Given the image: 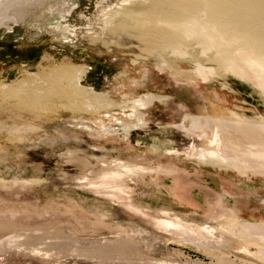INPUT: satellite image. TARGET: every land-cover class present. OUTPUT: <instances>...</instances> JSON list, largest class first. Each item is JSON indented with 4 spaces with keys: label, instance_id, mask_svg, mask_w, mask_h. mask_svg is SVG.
Masks as SVG:
<instances>
[{
    "label": "rangeland",
    "instance_id": "obj_1",
    "mask_svg": "<svg viewBox=\"0 0 264 264\" xmlns=\"http://www.w3.org/2000/svg\"><path fill=\"white\" fill-rule=\"evenodd\" d=\"M219 2L264 41V0ZM80 5L0 0V32L53 33ZM95 25L89 46L119 63L104 101L73 72L46 86L43 67L73 64L47 50L0 81V264H264V57L238 74L207 60L214 40L183 44L198 29Z\"/></svg>",
    "mask_w": 264,
    "mask_h": 264
},
{
    "label": "flooded vegetation",
    "instance_id": "obj_2",
    "mask_svg": "<svg viewBox=\"0 0 264 264\" xmlns=\"http://www.w3.org/2000/svg\"><path fill=\"white\" fill-rule=\"evenodd\" d=\"M168 1L169 0H80L81 5L78 7L76 14L66 19L65 22L53 31V33H46L40 37H32L28 32L20 28L2 31L0 32V81L5 83L6 81L11 82L20 74L21 70H26L28 73L33 70L36 72L38 64L42 61L43 55L47 50L52 53L58 61L69 58L73 64L67 65L72 68L74 67L72 69L73 82L77 85H86L87 89H89V93L100 92L97 95H92V97L104 101L107 97L109 85L119 71V63L110 59L106 53L101 55L97 54L89 46L91 43L88 39L94 42L95 36L89 34L88 31L95 29L97 16L107 18L113 23L110 30H108L110 34L112 32L115 34L116 31L122 33L121 31L128 29L127 26L129 24H134L136 26H145V23L148 24L147 27L141 31L145 37H142L140 40H143L144 43L148 41L156 42L157 39L155 38H159V35L160 37L163 36L161 38H165V40L167 39L166 37H168L171 43H179L182 40V36L192 28L200 30L199 34L195 36L196 38L199 37L204 30L216 28V23L212 22L204 25L201 22L202 13L192 11L185 14L180 3ZM222 2H219V0H208L206 1V8L209 9L215 6L221 11L231 10V13H229L224 20L229 24H232L236 20L240 23L246 20L247 17L237 16L236 13H232L236 11L235 8L223 7ZM156 6H164L167 10L173 8V11L178 14V16L179 14L184 16L181 18H183L186 25H184L183 22L181 23L180 19V21L177 19L171 21L170 18H166L165 16L162 17L159 12L156 13V17L146 16L145 13L151 11ZM118 33L116 35H118ZM51 37L57 38H54L53 41L50 42ZM124 37L131 38L130 35ZM196 38L185 41L183 44H193V42L198 41ZM163 48L164 46H161L159 48L160 51L162 53H165L164 51L167 52V50ZM211 58L212 56L208 57L207 60L210 61ZM74 63L84 64L86 68L82 70L81 66H77ZM166 66L171 67L169 64H166ZM216 68L221 69L218 67ZM148 96L149 98L144 102V105L158 99L154 95ZM258 150H255L254 153H258V155L263 158L264 151L259 152ZM253 159L254 158H252V161ZM262 160H264V158ZM256 168L257 167H255V169Z\"/></svg>",
    "mask_w": 264,
    "mask_h": 264
},
{
    "label": "bare ground",
    "instance_id": "obj_3",
    "mask_svg": "<svg viewBox=\"0 0 264 264\" xmlns=\"http://www.w3.org/2000/svg\"><path fill=\"white\" fill-rule=\"evenodd\" d=\"M169 1L180 3V6L183 9V12H185V14L190 13L192 11L194 12L198 11L202 13L201 16L204 17V19H202L204 24L206 22L216 23V28H212L210 31L205 30V33L204 34L202 33V37H197V40L198 39L204 40L207 41V43L208 41L214 40L213 45L217 48L216 49L217 52L212 56L210 61H214L217 64L218 68H232L234 73L239 74L240 72L242 73L243 70L241 69L243 65L245 66V64H247L246 66L255 68L259 66L260 63H262L263 61L262 57H264V41L255 40L251 36V30L249 24H245V23L234 24L235 22L229 24L226 21H224L229 15V13H231V10H228L229 12L227 13L226 11L223 10L221 11L218 7L216 8L215 6L208 9L206 8L207 7L206 1L208 0H187V1L169 0ZM170 9L167 10L164 6H156L151 11L144 13L146 14V16L156 17L157 16L156 13L159 12L162 17L165 16L166 18H170L171 21H174V19L177 20L180 19L181 21L180 20L179 21L181 23L183 22V24L186 25V23H184L183 21V18H181L184 16L183 15L181 16V14H179L178 16V14H176L173 11V8ZM234 40H236L237 44L230 46L229 44H231V42H233ZM73 68L69 67L67 64L65 65L61 64L59 66L52 67L49 69L43 67V71L45 72L43 76L45 77V79L48 80V83H46L45 85L46 86L48 85V87L50 84L53 86V84L55 83L56 85L57 82L56 77L57 79L59 78L61 80L64 79L66 76L72 74L71 72ZM34 79L35 78H33L32 80ZM25 84L26 83H24V81L19 80L18 82H16L15 84L16 87L13 89L19 90V86L21 85L23 86ZM45 85L44 86L42 85L43 88L46 87ZM8 87L11 88L10 86H6V88ZM37 87H38L37 91L40 90L41 86H37ZM148 98L149 96H146L144 102H146ZM234 152L237 151L234 149ZM238 156L240 157V154H238ZM263 162L264 160H262V163Z\"/></svg>",
    "mask_w": 264,
    "mask_h": 264
},
{
    "label": "water",
    "instance_id": "obj_4",
    "mask_svg": "<svg viewBox=\"0 0 264 264\" xmlns=\"http://www.w3.org/2000/svg\"><path fill=\"white\" fill-rule=\"evenodd\" d=\"M31 74H33V73H35V71L33 70V71H31L30 72ZM6 83H9V81H6ZM146 97V96H145ZM140 98L137 102H140V104H141V106H145L144 105V99H146V98ZM147 105V104H146Z\"/></svg>",
    "mask_w": 264,
    "mask_h": 264
},
{
    "label": "crops",
    "instance_id": "obj_5",
    "mask_svg": "<svg viewBox=\"0 0 264 264\" xmlns=\"http://www.w3.org/2000/svg\"><path fill=\"white\" fill-rule=\"evenodd\" d=\"M81 87V86H80Z\"/></svg>",
    "mask_w": 264,
    "mask_h": 264
}]
</instances>
